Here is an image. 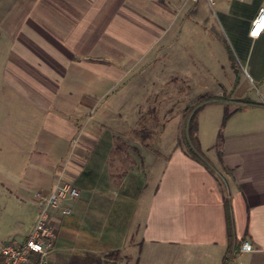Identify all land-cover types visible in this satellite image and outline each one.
Returning <instances> with one entry per match:
<instances>
[{
	"label": "crops",
	"instance_id": "obj_1",
	"mask_svg": "<svg viewBox=\"0 0 264 264\" xmlns=\"http://www.w3.org/2000/svg\"><path fill=\"white\" fill-rule=\"evenodd\" d=\"M5 2L3 31L19 61L9 77L33 115L19 122L27 164L16 177L7 169L0 173V185L17 208L16 226L0 232V249L24 241L36 194L51 191L61 175L79 196L62 202L68 215L53 212L54 249L42 260L32 255L31 264H149V248L179 253L176 264H222L226 202L236 241L252 246L251 252L236 249V256H249L244 263L235 257L233 264H264V31L249 35L264 0H216L235 56L245 64L231 71L257 80L259 91L240 110L229 108L211 157L201 151L210 169L186 147L163 150L133 133L123 135L132 123L110 100L114 82L119 79L120 86L139 63L133 58L174 41L196 48L206 20L200 0Z\"/></svg>",
	"mask_w": 264,
	"mask_h": 264
},
{
	"label": "rangeland",
	"instance_id": "obj_2",
	"mask_svg": "<svg viewBox=\"0 0 264 264\" xmlns=\"http://www.w3.org/2000/svg\"><path fill=\"white\" fill-rule=\"evenodd\" d=\"M232 1L229 0L230 3ZM199 5L206 20L196 48L188 42L182 48L174 41L157 50L158 53L153 50L150 55L133 58L139 63L120 86L119 79L114 82L112 89L115 92L110 95V100L113 106H121L122 119L132 123L121 130L123 135L133 133L144 143L155 147L162 144L163 150L187 146L188 122L199 108L194 118L196 122L199 117L200 122L199 127L196 126V134L203 139L204 149L200 147L201 151L208 152L207 156L211 157L210 152H215L221 144L220 138L227 122L223 123L225 114L228 112L229 119V108L235 106L240 110L249 102L248 97L256 98L259 84L243 72L231 71V67L233 70L242 69L245 64L235 56L233 38L220 22L216 0H200ZM5 8V0H0V173L7 174V169L17 176L29 157L28 144L18 142V132L23 133L24 130L19 127V122L33 115L30 112L33 108L23 95L17 94L9 77L19 61L15 48L10 47L3 31L6 16L2 11ZM224 45L229 47L232 57L228 58ZM28 129L25 128L26 131ZM208 148L210 150H206ZM7 193L0 185V221H3L0 222V232L16 226L12 212L17 208ZM23 218L24 224L30 223L31 216L25 214ZM146 252L149 264H176L180 257L179 253L163 248H149ZM248 256L237 255L235 261L244 263Z\"/></svg>",
	"mask_w": 264,
	"mask_h": 264
},
{
	"label": "built area",
	"instance_id": "obj_3",
	"mask_svg": "<svg viewBox=\"0 0 264 264\" xmlns=\"http://www.w3.org/2000/svg\"><path fill=\"white\" fill-rule=\"evenodd\" d=\"M195 2L196 0H191ZM264 31V6L258 8L251 23L249 35L257 38ZM79 196L78 190L58 177L53 188L48 193H37V211L30 231L24 241L19 244H3L0 249V264H31V256L37 255L44 259L53 249L57 233L50 223L53 212L59 210L62 215H68L70 208L62 205L63 201L74 200ZM241 252H251L252 246L243 242ZM236 250L226 256V264H233Z\"/></svg>",
	"mask_w": 264,
	"mask_h": 264
},
{
	"label": "trees",
	"instance_id": "obj_4",
	"mask_svg": "<svg viewBox=\"0 0 264 264\" xmlns=\"http://www.w3.org/2000/svg\"><path fill=\"white\" fill-rule=\"evenodd\" d=\"M235 65V62L233 66ZM235 68V66H234ZM236 71V68H235ZM197 111L199 108L196 109ZM188 109L186 110V112ZM197 111H194L193 114L191 115L189 122H188V127H187V146H186V152L187 154L194 160L198 161L208 169L211 168V165L209 161L203 156L201 149H200V144L196 136V122H195V115ZM228 112L224 116V121L223 123L227 120L228 118ZM224 210H225V220H226V234H227V247H226V255L229 254L232 250L239 249L241 243H238L235 239L234 232H233V221H232V216H231V207L228 202L225 203L224 205ZM222 264H226V258L224 257Z\"/></svg>",
	"mask_w": 264,
	"mask_h": 264
}]
</instances>
